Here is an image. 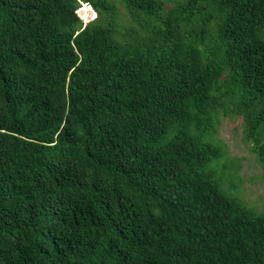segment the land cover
I'll use <instances>...</instances> for the list:
<instances>
[{"label": "trees", "instance_id": "obj_1", "mask_svg": "<svg viewBox=\"0 0 264 264\" xmlns=\"http://www.w3.org/2000/svg\"><path fill=\"white\" fill-rule=\"evenodd\" d=\"M120 1L0 0V264H264L206 171L229 104L264 160V0Z\"/></svg>", "mask_w": 264, "mask_h": 264}, {"label": "rangeland", "instance_id": "obj_2", "mask_svg": "<svg viewBox=\"0 0 264 264\" xmlns=\"http://www.w3.org/2000/svg\"><path fill=\"white\" fill-rule=\"evenodd\" d=\"M113 1L119 12L117 22L130 25L121 1ZM82 7L79 18L84 23L93 13L88 6L82 4ZM213 125L212 141H220L224 151L206 163V171L220 184L221 190L232 186L227 191L242 204L255 212H264V160L255 149L254 141L246 136L243 116L235 113L234 106L229 104L227 111H219Z\"/></svg>", "mask_w": 264, "mask_h": 264}, {"label": "built area", "instance_id": "obj_3", "mask_svg": "<svg viewBox=\"0 0 264 264\" xmlns=\"http://www.w3.org/2000/svg\"><path fill=\"white\" fill-rule=\"evenodd\" d=\"M85 23V22H84Z\"/></svg>", "mask_w": 264, "mask_h": 264}]
</instances>
